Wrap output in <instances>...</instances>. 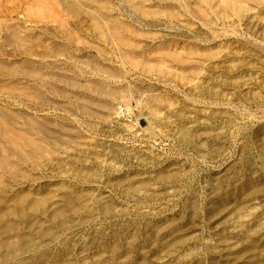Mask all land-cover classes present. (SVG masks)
Segmentation results:
<instances>
[{"label": "rangeland", "instance_id": "374dc122", "mask_svg": "<svg viewBox=\"0 0 264 264\" xmlns=\"http://www.w3.org/2000/svg\"><path fill=\"white\" fill-rule=\"evenodd\" d=\"M0 264H264V0H0Z\"/></svg>", "mask_w": 264, "mask_h": 264}, {"label": "built area", "instance_id": "2783aa9c", "mask_svg": "<svg viewBox=\"0 0 264 264\" xmlns=\"http://www.w3.org/2000/svg\"><path fill=\"white\" fill-rule=\"evenodd\" d=\"M118 111H119V113H121L122 115H124V113H125V110H124L123 107H118Z\"/></svg>", "mask_w": 264, "mask_h": 264}]
</instances>
